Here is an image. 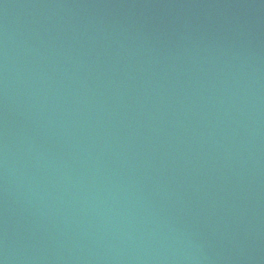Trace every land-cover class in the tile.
<instances>
[{"label":"water","instance_id":"obj_1","mask_svg":"<svg viewBox=\"0 0 264 264\" xmlns=\"http://www.w3.org/2000/svg\"><path fill=\"white\" fill-rule=\"evenodd\" d=\"M0 264H264V0H0Z\"/></svg>","mask_w":264,"mask_h":264}]
</instances>
